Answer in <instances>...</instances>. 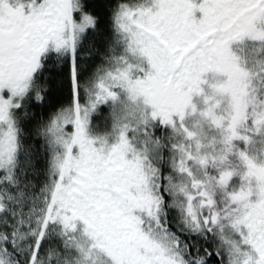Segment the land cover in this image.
<instances>
[{
    "label": "snow or ice",
    "instance_id": "1",
    "mask_svg": "<svg viewBox=\"0 0 264 264\" xmlns=\"http://www.w3.org/2000/svg\"><path fill=\"white\" fill-rule=\"evenodd\" d=\"M0 264H264V0H0Z\"/></svg>",
    "mask_w": 264,
    "mask_h": 264
}]
</instances>
